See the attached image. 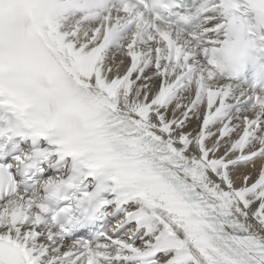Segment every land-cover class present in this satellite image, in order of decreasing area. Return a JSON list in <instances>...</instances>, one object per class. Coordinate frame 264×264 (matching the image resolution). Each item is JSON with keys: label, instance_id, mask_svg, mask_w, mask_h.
<instances>
[{"label": "snow or ice", "instance_id": "snow-or-ice-1", "mask_svg": "<svg viewBox=\"0 0 264 264\" xmlns=\"http://www.w3.org/2000/svg\"><path fill=\"white\" fill-rule=\"evenodd\" d=\"M0 264H264V0H0Z\"/></svg>", "mask_w": 264, "mask_h": 264}, {"label": "bare ground", "instance_id": "bare-ground-1", "mask_svg": "<svg viewBox=\"0 0 264 264\" xmlns=\"http://www.w3.org/2000/svg\"><path fill=\"white\" fill-rule=\"evenodd\" d=\"M194 126V125H193Z\"/></svg>", "mask_w": 264, "mask_h": 264}]
</instances>
